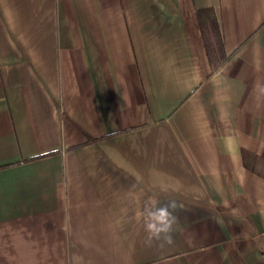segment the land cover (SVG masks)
<instances>
[{
	"label": "crops",
	"instance_id": "obj_1",
	"mask_svg": "<svg viewBox=\"0 0 264 264\" xmlns=\"http://www.w3.org/2000/svg\"><path fill=\"white\" fill-rule=\"evenodd\" d=\"M0 264H264V0H0Z\"/></svg>",
	"mask_w": 264,
	"mask_h": 264
},
{
	"label": "clouds",
	"instance_id": "obj_2",
	"mask_svg": "<svg viewBox=\"0 0 264 264\" xmlns=\"http://www.w3.org/2000/svg\"><path fill=\"white\" fill-rule=\"evenodd\" d=\"M180 207L176 200H169L163 204L150 200L136 213V219L146 233L147 245L151 246L154 242L171 245L174 242V226L178 221L175 213Z\"/></svg>",
	"mask_w": 264,
	"mask_h": 264
},
{
	"label": "trees",
	"instance_id": "obj_3",
	"mask_svg": "<svg viewBox=\"0 0 264 264\" xmlns=\"http://www.w3.org/2000/svg\"><path fill=\"white\" fill-rule=\"evenodd\" d=\"M197 15L200 20V27L203 29L204 38L206 39V44L208 45L209 51V39L212 41V47L217 50V52L222 53V42L219 35V29L216 22L215 14L212 8L198 9Z\"/></svg>",
	"mask_w": 264,
	"mask_h": 264
}]
</instances>
